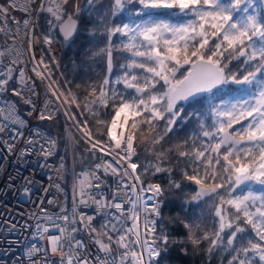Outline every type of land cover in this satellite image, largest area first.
<instances>
[{
  "label": "snow or ice",
  "instance_id": "obj_1",
  "mask_svg": "<svg viewBox=\"0 0 264 264\" xmlns=\"http://www.w3.org/2000/svg\"><path fill=\"white\" fill-rule=\"evenodd\" d=\"M34 2L35 0H25L23 10L29 11L28 5ZM47 4L46 7L44 0H41L39 9L46 10L55 19L61 20L63 14H66L64 6L69 4V0H47ZM125 4L142 6L136 11V15L141 18L140 22L110 29L109 39L116 34L126 38V42H122L123 49L130 52L132 57L138 58L131 59L127 67L141 69L142 73H125V88L134 89V93L125 94L113 89L109 95L105 90L109 81H103L99 95L91 103H98L103 108L111 106L115 109V114L110 123L97 119L96 123L104 125L105 129L97 130V138H93L86 130V142L91 143L92 150L105 155L115 152L119 156L117 149L124 152L125 155L118 160L113 157L116 164H120L121 160L131 161L136 155L134 144L139 146L144 143L149 134L155 132L158 122L164 121L165 131L152 139L146 150H153L151 145L159 144L173 130L177 120L182 118L177 107L179 101H187L198 94L207 93L208 115L213 118V123L206 125V117L198 115L199 132L193 139L191 149H184V145L188 144L185 140L183 144H177L175 150L177 157L183 158L191 168V172L182 170L183 178L198 186L192 200H199L204 196L219 200L215 205V215L220 220L219 230L211 234L204 233L197 238L192 225L185 223L184 227L189 229L188 239L194 246L210 240L209 252L225 247L226 237V248L234 253L228 264H264V10L258 11L256 0H114L113 15L123 10ZM10 6H16V0H12ZM74 7L79 12L78 3ZM260 7L264 9V5ZM160 10H170L179 22L172 23L159 18ZM7 11V8L0 6V13L6 14ZM23 23L27 27L29 21L25 19ZM73 27L74 24H66L62 31L70 35ZM2 55L4 53L0 52V56ZM111 56L109 50V63ZM234 60L239 62L235 65L236 71L230 67ZM186 65L189 67L185 68ZM241 66L246 74L241 71ZM177 73H180L182 79H177ZM20 75L23 77L24 73L21 71ZM37 75L41 73L37 72ZM7 83V80H0V87ZM229 84L240 86L233 91L245 93L251 98L225 101L220 93ZM96 91L93 88L92 94L95 95ZM13 94L22 96L16 90H13ZM55 94L54 92L53 95ZM25 103L31 101L25 99ZM89 111L93 116L100 115L99 109L90 108ZM122 113L125 117L123 124L128 123L129 116L132 117L130 131L117 135L115 129L123 127V124L117 122ZM51 118V115L40 114V119ZM244 121L247 123H242ZM234 125L241 127L230 131L234 129ZM2 131L4 129L0 128V132ZM105 131L115 142L114 147L98 138ZM199 137L207 138L208 142L201 140L197 147L195 140ZM105 147H108V151H105ZM170 151L172 149L167 150ZM156 158L162 162L168 159L167 153H156ZM95 167L97 170L102 168L105 174L121 175L112 199L120 198L121 193L127 197L117 203L97 201L84 191L86 187H92L89 175L84 173L79 180L82 197L92 199L98 208H115L120 214L114 217L115 222L112 219L102 221L99 228L93 224L94 217L79 214V223L90 234H95L94 243L104 254L97 257L98 264H156L163 247L169 243L168 235L162 234V230L158 232L153 219L160 215L159 204L149 207L139 197L133 200L127 195V191L136 193L135 185L129 187L122 182L123 177L129 176L127 169L121 174L111 163H100ZM128 167L135 173L138 165L129 163ZM152 167L155 172L172 171L159 164ZM91 176L96 180L100 179L95 171ZM133 178L140 181V175H134ZM170 184L173 188H181L179 182L170 181ZM253 184L261 186L258 195L252 191ZM220 189L224 191L221 192ZM147 190L154 196H162L164 191L160 185H149ZM238 190L237 195L235 193ZM87 202V199L80 201L81 204ZM125 203L131 204L127 214ZM142 214L143 237L140 232ZM226 216H231L232 219L227 220ZM58 219L64 221L63 226L53 222L60 235L47 237L51 253L59 256L60 264H90L86 255L81 252L85 245L75 236L78 231L75 227L76 210L73 209V216L63 215ZM128 220L132 221L131 226H127ZM236 221L250 228L243 227ZM195 227L198 228L199 225ZM226 229L232 230L226 232ZM249 230L259 242L250 238L247 243L244 242L242 234ZM42 231L46 233L48 228L43 227ZM39 251L33 249L29 255Z\"/></svg>",
  "mask_w": 264,
  "mask_h": 264
},
{
  "label": "built area",
  "instance_id": "obj_2",
  "mask_svg": "<svg viewBox=\"0 0 264 264\" xmlns=\"http://www.w3.org/2000/svg\"><path fill=\"white\" fill-rule=\"evenodd\" d=\"M8 1L12 4V0ZM40 2L41 0H35L29 4V11L26 12L23 10L25 0H16V6L13 7L17 9V13L0 5L8 9L6 14L0 13V52L4 53L0 56V80L8 81L0 87V128L4 129L0 132V264H33L34 261L36 264H46V261L47 264H60L59 256L50 251L47 237L60 235L53 222L63 226L64 221L58 217L73 216V209L77 214L75 227L78 231L75 236L85 245L81 252L86 255L90 264H98L97 257L104 254L94 243L95 234H90L79 223V214L94 217L93 224L96 227L108 219L115 222L114 217L120 214L115 208H98L92 199L82 197L79 180L84 173L89 175L92 187H86L84 191L97 201L117 203L127 197L121 193L120 198L112 199L121 175L105 174L102 168L97 170L96 167H76L72 144L70 143V155L67 157L60 149L58 133L36 121L41 113L45 116L61 113L67 124L84 137L85 141H88L86 130L93 138H97L86 123L76 118L51 74L50 66H53L62 83L69 86L73 65L61 59L62 44L56 32L59 20L46 10H40ZM44 2L47 7V0ZM25 19L29 21L27 27L23 23ZM21 71L24 73L23 77L20 75ZM37 72L41 75L38 76ZM13 90L22 93V96L14 95ZM25 99L31 103H25ZM19 100L26 104L23 112L20 110ZM101 140L114 147L115 142L111 139ZM87 144L91 148V143ZM105 151H108V147H105ZM116 151L119 156L115 152L105 155L99 151L97 164L111 163L121 174L127 169L129 176L123 177L122 182L129 187L136 186L135 194L125 189L127 195L133 200L139 197L149 207L158 203L160 210V196H154L147 190L149 185L159 183L142 181L141 178L136 181L133 177L139 175L137 169L133 173L128 167L129 163L139 164L137 152L131 161L121 160L120 164H116V160L125 155L119 149ZM46 152L51 154L45 155ZM94 171L100 177L99 180L92 178ZM81 199H87L88 202L81 204ZM124 208L127 214L131 204L125 203ZM157 218L153 217L156 222ZM143 220L142 214V237ZM131 224L132 221L128 220L127 226ZM43 227H47L48 232H43ZM33 249L40 251L29 255Z\"/></svg>",
  "mask_w": 264,
  "mask_h": 264
},
{
  "label": "trees",
  "instance_id": "obj_3",
  "mask_svg": "<svg viewBox=\"0 0 264 264\" xmlns=\"http://www.w3.org/2000/svg\"><path fill=\"white\" fill-rule=\"evenodd\" d=\"M76 3L79 5V12L75 10L74 4ZM256 4L258 11L264 10L260 7L264 5V0H256ZM0 5L6 6L14 13L18 12L17 9L10 6L11 4L8 0H0ZM113 6V0H69V4L64 6L66 14H72L77 17L78 27L76 32L68 39L60 37L62 44L61 59L73 64L72 79L68 89L64 87L57 70L50 66L52 75L62 88L74 115L79 121L90 125L92 133L96 137L98 129H105L104 125L96 123L97 119L110 123L112 116L115 114V109L111 106L103 108L98 103H91L99 95V89L103 81L105 79L109 81L105 89L109 92V95H111V90L113 89L125 94L134 93V89L125 88L123 83L125 73L129 72L132 75L142 73L141 69H129L127 67L131 59L138 58L132 57L130 52L123 49L122 42H126V38L116 34L109 39L110 29L122 27L124 24L131 25L133 22L139 23L141 18L136 15V11L142 6L136 4L134 7L132 4H125L124 9L117 11L115 15H113ZM43 18L44 14H42L41 24H43ZM159 18L174 23L179 22L170 10H160ZM109 50L112 53L111 63H109L108 57ZM237 63L239 62L234 60L232 65H230L233 71H236L235 65ZM187 67L189 66L186 65L185 68ZM241 71L243 72V66H241ZM243 74H246V72H243ZM179 78H181L180 73H177V79ZM93 88L97 90L95 95L92 94ZM238 88L240 86L229 84L223 88L220 94L223 95L225 101L246 97L245 93L233 91ZM8 91L11 92L9 89ZM207 97L208 94L203 93L191 100L179 103L177 107L181 111L182 118L177 120L173 130L159 144L151 145L153 150L146 149L149 148L152 139L164 133V121L158 122L155 132L150 133L144 143L139 144V146L134 144L139 158L137 171L141 180L158 182L164 190L163 195L160 196L162 203L156 227L158 232L162 230V234L168 235L169 243L166 247L162 246L163 250L156 264H228L234 254L226 248V237L225 247L214 249L212 252L208 251L210 240L202 241L198 246H194L188 239L189 229L184 227L185 223L192 225L197 238L203 236L204 233L211 234L219 230L220 220L215 215V205L219 203V200L208 196H204L199 200H192V196L198 190V186L183 178L182 170L187 169L191 172V168L186 165L183 158L177 157L175 150V146L183 144L185 140L188 141V144L184 145V149H191L193 139L199 132L198 115L206 117L204 119L206 125L213 123V118L208 115ZM19 104L20 110L23 112L26 104L20 100ZM90 108L93 110L99 109V117L93 116L89 111ZM121 120L119 119L117 122L122 124L124 119ZM36 121L58 133L60 149L67 157L70 155V145L68 147L67 144V128H70L74 165L79 168L96 166L100 157L99 151L92 150L87 142L67 124L61 113H56L51 119L37 118ZM131 122L132 117L129 116L128 123L123 124L122 128L126 134L130 131ZM237 126L239 125H234V129H230V131L236 130ZM98 138L110 139L106 131L103 136ZM201 140H204L205 143L208 142L207 138L199 137V139L195 140L197 147L200 146ZM168 149H172V151L167 152ZM161 151H165L168 157L162 162L156 158V153ZM156 164L163 168H171V173L166 171L155 172V168L152 165ZM145 169H147V174H145ZM170 181L179 182L181 188H173ZM251 188L258 195L261 186L253 184ZM219 191L223 192L224 190L220 189ZM235 194L238 195L239 190ZM224 207H227V205H224ZM229 211L232 210L229 209ZM226 219L231 220L232 217L226 216ZM235 223L241 222L236 221ZM196 225H199V227L196 228ZM241 226L250 228V226L242 223ZM231 230L226 229L225 231L230 232ZM221 235H224V233H221ZM242 235L245 237V243H247L249 238L257 241L255 234L250 230Z\"/></svg>",
  "mask_w": 264,
  "mask_h": 264
},
{
  "label": "water",
  "instance_id": "obj_4",
  "mask_svg": "<svg viewBox=\"0 0 264 264\" xmlns=\"http://www.w3.org/2000/svg\"><path fill=\"white\" fill-rule=\"evenodd\" d=\"M114 1V0H113ZM69 16L71 17V20H69ZM66 24H74V27L72 28L71 30V34L70 35H66L64 31H62V28L66 25ZM77 27H78V19L75 15H72V14H66L63 19L60 20V22L58 23V33L59 35L63 38V39H68L69 37H71L77 30ZM186 74V73H185ZM179 79H182L179 78ZM201 94H198L196 95L195 97L199 96ZM194 97V98H195ZM193 98H190L189 100H191ZM188 101V100H187ZM183 101H179V103H181ZM177 104V105H178Z\"/></svg>",
  "mask_w": 264,
  "mask_h": 264
},
{
  "label": "rangeland",
  "instance_id": "obj_5",
  "mask_svg": "<svg viewBox=\"0 0 264 264\" xmlns=\"http://www.w3.org/2000/svg\"><path fill=\"white\" fill-rule=\"evenodd\" d=\"M169 21V20H168ZM171 22V21H170ZM172 23H174V22H172ZM68 62V61H67ZM71 63V62H70ZM72 64V63H71ZM73 65V64H72ZM51 71V70H50ZM51 74H52V72H51ZM53 76V75H52ZM54 77V76H53ZM55 81H56V83L58 84V82H57V80L55 79ZM58 86H59V89L61 90V93L63 94V97H64V99L66 100V98H65V96H64V92L62 91V88L60 87V85L58 84ZM64 87H66L67 89L70 87V85L69 86H65V84H64ZM244 99H250L251 97H248V96H246V97H243ZM67 101V100H66ZM67 103H68V101H67ZM68 105H69V103H68ZM70 106V105H69ZM71 108V107H70ZM73 111V110H72ZM121 117V118H120ZM120 117H118L117 118V120H121V119H124V114L122 113L121 114V116ZM77 118V117H76ZM122 121V120H121ZM122 123V122H121ZM242 123H247L246 121H244V122H242ZM118 124H119V122H118ZM123 124V123H122ZM88 125V124H87ZM89 127H90V125H88ZM241 127V125H239V126H237V128H236V130H238L239 128ZM91 128V127H90ZM122 127H117L115 130H116V134L117 135H119L121 132H124L125 133V130L122 128ZM70 128H68L67 130H68V133H67V144H68V147H69V145H70V143H72V136H71V132H70V130H69ZM92 131V130H91ZM126 134V133H125Z\"/></svg>",
  "mask_w": 264,
  "mask_h": 264
},
{
  "label": "bare ground",
  "instance_id": "obj_6",
  "mask_svg": "<svg viewBox=\"0 0 264 264\" xmlns=\"http://www.w3.org/2000/svg\"><path fill=\"white\" fill-rule=\"evenodd\" d=\"M37 42H40V39L36 38Z\"/></svg>",
  "mask_w": 264,
  "mask_h": 264
}]
</instances>
